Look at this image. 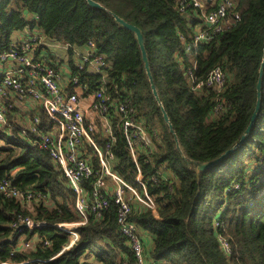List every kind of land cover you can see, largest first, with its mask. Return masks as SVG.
I'll return each mask as SVG.
<instances>
[{
	"label": "trees",
	"instance_id": "obj_1",
	"mask_svg": "<svg viewBox=\"0 0 264 264\" xmlns=\"http://www.w3.org/2000/svg\"><path fill=\"white\" fill-rule=\"evenodd\" d=\"M96 1L104 8L86 0H0V45L26 24V16L36 15L46 38L68 45L93 40L109 63L111 86L127 88L133 83L140 118L150 133H157L152 153L139 155L156 209L131 202L145 264H264V67L260 108L251 131L227 157L197 172L175 147L134 34L109 12L142 31L153 80L183 152L188 159L207 162L238 141L253 112L264 45V0H235L240 19L211 41L198 43L193 42L195 12L179 10L174 0ZM216 66L226 75L222 89L195 88ZM98 79L91 78L92 85ZM11 127L10 132L0 129V181L7 178L40 197L23 204L0 192V263L35 264L37 259L44 260L42 264H137L128 240L118 231L113 201L99 217L91 213L78 227V239L58 254L70 238L56 224L78 220L74 193L48 154L20 137L18 123L11 121ZM116 135L114 168L141 190L134 182L136 168L125 141L119 132ZM161 170L167 176L151 181L150 175ZM18 213L46 225L18 234L11 227ZM23 234L25 241L34 235L36 239L19 248ZM219 236L229 243V253Z\"/></svg>",
	"mask_w": 264,
	"mask_h": 264
},
{
	"label": "built area",
	"instance_id": "obj_2",
	"mask_svg": "<svg viewBox=\"0 0 264 264\" xmlns=\"http://www.w3.org/2000/svg\"><path fill=\"white\" fill-rule=\"evenodd\" d=\"M174 1L179 10L190 8L195 12L194 43L211 41L240 19L235 0ZM26 18V24L12 32L6 45H0V129L10 132L11 121L18 123L20 137L48 154L74 193L78 220L56 224L70 238L69 244L62 246L58 254L78 239V227L88 221L91 213L99 217L113 201L118 231L128 240L136 263L145 264L142 238L131 218V202L137 201L153 211L156 209V200L147 192L142 177L139 155L152 153L153 136L157 137V133H150L140 118L133 83L127 88L116 84L111 86L107 72L109 63L91 39L82 45L64 43L66 59L52 60L49 56L54 55L51 48L57 45L55 39L46 38L36 15ZM45 48L51 52L45 54ZM69 50L71 60H68ZM189 50V45H185V51ZM95 75L99 79L92 85L90 79ZM225 81V72L216 66L205 81L195 83V88L205 85L219 91ZM219 107L218 104L215 111ZM116 132L125 141L136 168L134 182L141 186V190L114 168L116 157L112 147ZM164 173L168 172L157 171L150 175V180L156 182L159 177L167 176ZM0 192L23 204L40 197V193L19 189L7 178L0 181ZM45 225L44 222L35 223L21 213L11 223L18 234L24 228ZM219 241L229 253L227 240L219 236ZM31 242V239L24 242L18 239V246L29 247ZM45 244H48L47 240ZM33 261L35 264L44 262Z\"/></svg>",
	"mask_w": 264,
	"mask_h": 264
},
{
	"label": "water",
	"instance_id": "obj_3",
	"mask_svg": "<svg viewBox=\"0 0 264 264\" xmlns=\"http://www.w3.org/2000/svg\"><path fill=\"white\" fill-rule=\"evenodd\" d=\"M86 2L91 6H94L97 8H104V6L96 0H86ZM109 12L112 14L114 20L122 28L131 31L134 34V37H135L136 42H137L138 47H139L141 59L143 62L144 71H145V74H146L148 82H149L150 90H151L153 97L155 98L157 105H158V107L162 113L163 120L168 126L169 132L173 136V140L175 142V147L179 151L181 157L185 160L186 165L188 167H192L194 165L195 170L197 172H199V171L205 170V169L217 164L222 159L227 157L237 146H239L245 140L246 136L249 134V132L251 131V129L253 127L256 115H257L259 108H260V103H261V100H260L261 77H262L263 67H264V45H263L262 60L260 63V67L258 69V78H257V82H256V102H255L253 112L251 114V117L249 119V122H248L246 128L244 129V131L241 134L238 141L233 146H231L230 148L225 150L223 153H221L219 156H217L214 159L207 161V162H196L194 160L188 159L186 157V155L184 154L183 149H182V147L178 141V138L176 136V132L174 131L172 122L170 121L168 113H167L166 109L164 108L163 102L160 98L159 92H158L157 87L155 85V82L153 80L152 73L150 71L149 60H148L146 50H145V46H144V39H143L142 31L140 30L139 27H137L136 25L126 21L125 19H123L122 17L117 15L116 13H114L112 11H109Z\"/></svg>",
	"mask_w": 264,
	"mask_h": 264
},
{
	"label": "rangeland",
	"instance_id": "obj_4",
	"mask_svg": "<svg viewBox=\"0 0 264 264\" xmlns=\"http://www.w3.org/2000/svg\"><path fill=\"white\" fill-rule=\"evenodd\" d=\"M51 41V40H50ZM56 43H57V45L56 46H54V47H52L51 49H52V51H54V55H52L53 57H52V60H54V61H58L59 59H66V57H67V53H66V50H65V48H64V43L62 42V41H57V40H54ZM51 51H50V49L49 48H45L44 49V53L45 54H49ZM48 205H51L52 204V202L51 201H49V200H46L45 201ZM24 234L23 235H21L20 237H19V241H22L23 240V242L25 241L24 239ZM30 239H33V240H35L36 239V235H34L32 238H30ZM229 244V243H228ZM229 247H230V245H229Z\"/></svg>",
	"mask_w": 264,
	"mask_h": 264
},
{
	"label": "crops",
	"instance_id": "obj_5",
	"mask_svg": "<svg viewBox=\"0 0 264 264\" xmlns=\"http://www.w3.org/2000/svg\"><path fill=\"white\" fill-rule=\"evenodd\" d=\"M145 243H146V244H149V239L146 238V239H145Z\"/></svg>",
	"mask_w": 264,
	"mask_h": 264
}]
</instances>
